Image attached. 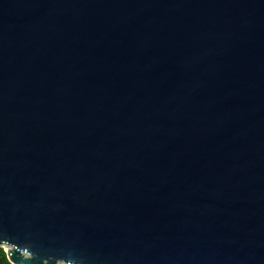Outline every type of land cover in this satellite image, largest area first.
Wrapping results in <instances>:
<instances>
[{
  "label": "water",
  "instance_id": "1",
  "mask_svg": "<svg viewBox=\"0 0 264 264\" xmlns=\"http://www.w3.org/2000/svg\"><path fill=\"white\" fill-rule=\"evenodd\" d=\"M10 264H264V0H0Z\"/></svg>",
  "mask_w": 264,
  "mask_h": 264
},
{
  "label": "trees",
  "instance_id": "2",
  "mask_svg": "<svg viewBox=\"0 0 264 264\" xmlns=\"http://www.w3.org/2000/svg\"><path fill=\"white\" fill-rule=\"evenodd\" d=\"M0 264H10L6 258L4 250L0 247Z\"/></svg>",
  "mask_w": 264,
  "mask_h": 264
},
{
  "label": "rangeland",
  "instance_id": "3",
  "mask_svg": "<svg viewBox=\"0 0 264 264\" xmlns=\"http://www.w3.org/2000/svg\"><path fill=\"white\" fill-rule=\"evenodd\" d=\"M4 250V246H0Z\"/></svg>",
  "mask_w": 264,
  "mask_h": 264
},
{
  "label": "bare ground",
  "instance_id": "4",
  "mask_svg": "<svg viewBox=\"0 0 264 264\" xmlns=\"http://www.w3.org/2000/svg\"><path fill=\"white\" fill-rule=\"evenodd\" d=\"M5 247V246H4Z\"/></svg>",
  "mask_w": 264,
  "mask_h": 264
}]
</instances>
